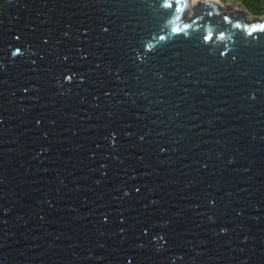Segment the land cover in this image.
I'll use <instances>...</instances> for the list:
<instances>
[{
	"label": "water",
	"instance_id": "1",
	"mask_svg": "<svg viewBox=\"0 0 264 264\" xmlns=\"http://www.w3.org/2000/svg\"><path fill=\"white\" fill-rule=\"evenodd\" d=\"M0 264H264V16L0 0Z\"/></svg>",
	"mask_w": 264,
	"mask_h": 264
},
{
	"label": "built area",
	"instance_id": "2",
	"mask_svg": "<svg viewBox=\"0 0 264 264\" xmlns=\"http://www.w3.org/2000/svg\"><path fill=\"white\" fill-rule=\"evenodd\" d=\"M223 4H230L238 9H243L248 17H255L254 12L264 13V0H253V4L247 6L243 0H221Z\"/></svg>",
	"mask_w": 264,
	"mask_h": 264
},
{
	"label": "rangeland",
	"instance_id": "3",
	"mask_svg": "<svg viewBox=\"0 0 264 264\" xmlns=\"http://www.w3.org/2000/svg\"><path fill=\"white\" fill-rule=\"evenodd\" d=\"M243 2L247 5L250 6L253 4V0H243ZM254 15H256L257 17H262L264 16V13H257L256 11L254 12ZM250 19H253V17H250Z\"/></svg>",
	"mask_w": 264,
	"mask_h": 264
},
{
	"label": "snow or ice",
	"instance_id": "4",
	"mask_svg": "<svg viewBox=\"0 0 264 264\" xmlns=\"http://www.w3.org/2000/svg\"><path fill=\"white\" fill-rule=\"evenodd\" d=\"M168 7H170V8H171V7H172V4H171V3H169V4H168ZM177 11H179V9H177ZM173 31H174V32H178V31H179V29H178V28H173ZM206 38H207V39H211V37H206Z\"/></svg>",
	"mask_w": 264,
	"mask_h": 264
},
{
	"label": "bare ground",
	"instance_id": "5",
	"mask_svg": "<svg viewBox=\"0 0 264 264\" xmlns=\"http://www.w3.org/2000/svg\"><path fill=\"white\" fill-rule=\"evenodd\" d=\"M192 2V4L196 3L197 1H200V0H190ZM215 1H221V0H215ZM250 19V17H248Z\"/></svg>",
	"mask_w": 264,
	"mask_h": 264
}]
</instances>
